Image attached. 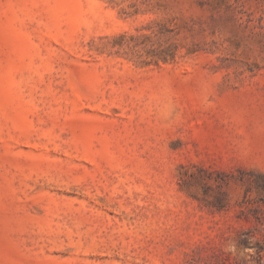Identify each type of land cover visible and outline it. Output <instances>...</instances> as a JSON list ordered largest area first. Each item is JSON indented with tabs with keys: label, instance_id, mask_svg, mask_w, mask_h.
Masks as SVG:
<instances>
[{
	"label": "rangeland",
	"instance_id": "obj_1",
	"mask_svg": "<svg viewBox=\"0 0 264 264\" xmlns=\"http://www.w3.org/2000/svg\"><path fill=\"white\" fill-rule=\"evenodd\" d=\"M0 264H264V0H0Z\"/></svg>",
	"mask_w": 264,
	"mask_h": 264
}]
</instances>
